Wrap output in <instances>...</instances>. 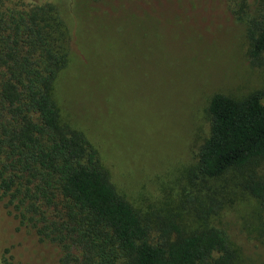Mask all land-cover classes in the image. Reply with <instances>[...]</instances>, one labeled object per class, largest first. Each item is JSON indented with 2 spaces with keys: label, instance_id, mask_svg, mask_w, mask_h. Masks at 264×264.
<instances>
[{
  "label": "rangeland",
  "instance_id": "obj_1",
  "mask_svg": "<svg viewBox=\"0 0 264 264\" xmlns=\"http://www.w3.org/2000/svg\"><path fill=\"white\" fill-rule=\"evenodd\" d=\"M259 1L0 0V13L57 7L70 35L51 89L60 123L84 133L117 191L152 224L173 219L185 233L222 228L234 264H264V206L243 187L249 169L204 176L197 151L214 93L242 98L264 88L236 14ZM254 169L264 174V159ZM214 201L216 210L202 216ZM60 256L0 199V264H63Z\"/></svg>",
  "mask_w": 264,
  "mask_h": 264
},
{
  "label": "trees",
  "instance_id": "obj_2",
  "mask_svg": "<svg viewBox=\"0 0 264 264\" xmlns=\"http://www.w3.org/2000/svg\"><path fill=\"white\" fill-rule=\"evenodd\" d=\"M236 14L245 20L251 63L264 68V0ZM69 51L55 4L0 13V199L9 212L56 243L63 264H234L220 227L185 233L173 219L152 224L117 191L84 133L60 123L51 89ZM207 112L198 172L249 169L243 187L264 206V174L254 169L264 159V88L242 98L214 93ZM211 203L202 216L216 210Z\"/></svg>",
  "mask_w": 264,
  "mask_h": 264
}]
</instances>
